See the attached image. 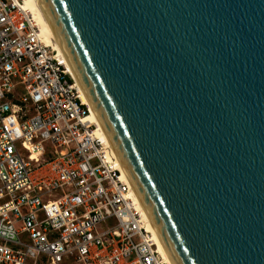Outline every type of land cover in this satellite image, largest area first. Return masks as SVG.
I'll return each instance as SVG.
<instances>
[{
    "label": "water",
    "instance_id": "1",
    "mask_svg": "<svg viewBox=\"0 0 264 264\" xmlns=\"http://www.w3.org/2000/svg\"><path fill=\"white\" fill-rule=\"evenodd\" d=\"M170 264H264V0H34Z\"/></svg>",
    "mask_w": 264,
    "mask_h": 264
},
{
    "label": "built area",
    "instance_id": "2",
    "mask_svg": "<svg viewBox=\"0 0 264 264\" xmlns=\"http://www.w3.org/2000/svg\"><path fill=\"white\" fill-rule=\"evenodd\" d=\"M63 61L0 0V264H166Z\"/></svg>",
    "mask_w": 264,
    "mask_h": 264
},
{
    "label": "bare ground",
    "instance_id": "3",
    "mask_svg": "<svg viewBox=\"0 0 264 264\" xmlns=\"http://www.w3.org/2000/svg\"><path fill=\"white\" fill-rule=\"evenodd\" d=\"M24 7H25V9H26L27 11L31 12V13L34 15L35 21L37 22L38 26L40 27V29H41V33H42V37L44 38V40L46 41V43L49 44L50 46H52V47L54 48V50L58 52V55H59L60 57H62V55H61V53H60L58 47L56 46V44H55V42H54V40H53V38H52V36H51V34H50V32H49V30H48V28H47V26H46L44 20H43V18H42V16H41L40 12H39V10H38V8H37V6H36V4H35V2H34V0H24ZM62 59H63V57H62ZM63 60H64V59H63ZM63 63L66 65L68 72H69L70 75L73 77V75H72V73L70 72V70H69V68H68V66H67V64H66V62H65V60L63 61ZM73 78H74V77H73ZM78 88H79V86H78ZM79 89H80V88H79ZM80 92H81V90H80ZM81 99H82L83 103H84L86 106H88L87 103H86V101H85V99H84V97H83V95H82V92H81ZM89 110H90V109H89ZM87 121H90V122L95 126V128L97 129V131H96V132H97V135L101 138V140H103V142L106 144L108 150L111 152V150H110V148H109V146H108V144H107V142H106V140H105V138H104V136H103L101 130L99 129V127H98V125H97V123H96V121H95V119H94V117H93L91 111H90V116L88 117ZM111 153H112V152H111ZM117 165H118V164H117ZM118 167H119V165H118ZM119 169H120V167H119ZM120 170H121V169H120ZM123 176H124V175H123ZM125 179H126V178H125ZM135 199H136V197H135ZM136 202H137V204H138L140 210L142 211V209H141V207H140V205H139L137 199H136ZM142 213H143V211H142ZM143 215H144V213H143ZM144 216H145V215H144ZM145 218H146V216H145ZM146 219H147V218H146ZM147 222H148V220H147ZM148 225H149V228H150L151 232L153 233V235H154V237H155V243H156V245H157V247H158V250H159L160 255L162 256V258L164 259V261H165L166 264H170V262H169L167 256L165 255V253H164V251H163V249H162V247H161V245H160V243H159V241H158V239H157V237L155 236V234H154V232H153V230H152V228H151L149 222H148Z\"/></svg>",
    "mask_w": 264,
    "mask_h": 264
},
{
    "label": "rangeland",
    "instance_id": "4",
    "mask_svg": "<svg viewBox=\"0 0 264 264\" xmlns=\"http://www.w3.org/2000/svg\"><path fill=\"white\" fill-rule=\"evenodd\" d=\"M20 91H21V92L23 91V88H22V87H20Z\"/></svg>",
    "mask_w": 264,
    "mask_h": 264
}]
</instances>
